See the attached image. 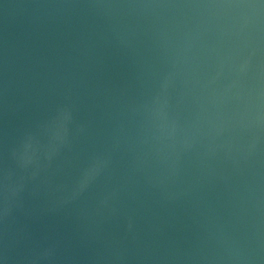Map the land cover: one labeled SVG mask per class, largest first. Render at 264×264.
<instances>
[{
    "label": "water",
    "instance_id": "obj_1",
    "mask_svg": "<svg viewBox=\"0 0 264 264\" xmlns=\"http://www.w3.org/2000/svg\"><path fill=\"white\" fill-rule=\"evenodd\" d=\"M0 264H264V0H0Z\"/></svg>",
    "mask_w": 264,
    "mask_h": 264
}]
</instances>
